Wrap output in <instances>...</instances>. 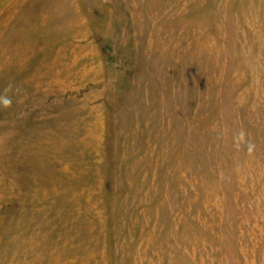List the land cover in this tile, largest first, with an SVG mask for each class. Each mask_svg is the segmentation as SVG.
<instances>
[{"label":"rangeland","instance_id":"obj_1","mask_svg":"<svg viewBox=\"0 0 264 264\" xmlns=\"http://www.w3.org/2000/svg\"><path fill=\"white\" fill-rule=\"evenodd\" d=\"M0 264H264V0H0Z\"/></svg>","mask_w":264,"mask_h":264},{"label":"clouds","instance_id":"obj_2","mask_svg":"<svg viewBox=\"0 0 264 264\" xmlns=\"http://www.w3.org/2000/svg\"><path fill=\"white\" fill-rule=\"evenodd\" d=\"M13 95H14V85L9 83L3 89V92L0 93V108H10L13 103Z\"/></svg>","mask_w":264,"mask_h":264}]
</instances>
